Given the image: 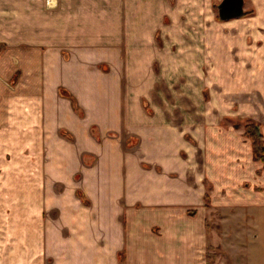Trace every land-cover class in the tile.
Wrapping results in <instances>:
<instances>
[{
	"label": "crops",
	"instance_id": "crops-1",
	"mask_svg": "<svg viewBox=\"0 0 264 264\" xmlns=\"http://www.w3.org/2000/svg\"><path fill=\"white\" fill-rule=\"evenodd\" d=\"M46 1L0 0V264H209L264 209V0Z\"/></svg>",
	"mask_w": 264,
	"mask_h": 264
},
{
	"label": "rangeland",
	"instance_id": "rangeland-1",
	"mask_svg": "<svg viewBox=\"0 0 264 264\" xmlns=\"http://www.w3.org/2000/svg\"><path fill=\"white\" fill-rule=\"evenodd\" d=\"M92 129L96 139L103 141L99 129ZM112 134L115 137L116 133ZM221 217L219 215L218 219H213L218 227L217 235L215 233L212 236L214 253L213 251L210 253L209 264H264V209L247 212V218H237L232 221L226 219L224 225ZM243 228L247 234L239 233Z\"/></svg>",
	"mask_w": 264,
	"mask_h": 264
},
{
	"label": "trees",
	"instance_id": "trees-1",
	"mask_svg": "<svg viewBox=\"0 0 264 264\" xmlns=\"http://www.w3.org/2000/svg\"><path fill=\"white\" fill-rule=\"evenodd\" d=\"M232 124L237 130L243 129L244 136L252 141L255 161L264 163V136L260 131V126L251 121L232 122ZM206 198L208 202V196Z\"/></svg>",
	"mask_w": 264,
	"mask_h": 264
},
{
	"label": "water",
	"instance_id": "water-1",
	"mask_svg": "<svg viewBox=\"0 0 264 264\" xmlns=\"http://www.w3.org/2000/svg\"><path fill=\"white\" fill-rule=\"evenodd\" d=\"M243 0H224L218 7L220 19L228 21L244 15Z\"/></svg>",
	"mask_w": 264,
	"mask_h": 264
},
{
	"label": "built area",
	"instance_id": "built-area-1",
	"mask_svg": "<svg viewBox=\"0 0 264 264\" xmlns=\"http://www.w3.org/2000/svg\"><path fill=\"white\" fill-rule=\"evenodd\" d=\"M46 3H47V6L49 8L53 7V1L52 0H47ZM194 79L197 83H203L202 73H196L194 76Z\"/></svg>",
	"mask_w": 264,
	"mask_h": 264
}]
</instances>
